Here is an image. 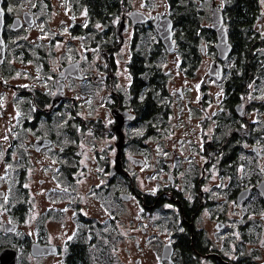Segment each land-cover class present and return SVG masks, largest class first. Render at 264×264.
Returning <instances> with one entry per match:
<instances>
[{
	"label": "flooded vegetation",
	"instance_id": "af4514ba",
	"mask_svg": "<svg viewBox=\"0 0 264 264\" xmlns=\"http://www.w3.org/2000/svg\"><path fill=\"white\" fill-rule=\"evenodd\" d=\"M204 1L206 12L195 0H0V215L15 219H0V251L15 249L17 264H118L125 247L135 264L264 263L249 248L262 238L264 250V0H241L245 20L240 0ZM189 6L196 39L178 31ZM157 19L171 20L173 51ZM252 197L232 260L231 206Z\"/></svg>",
	"mask_w": 264,
	"mask_h": 264
},
{
	"label": "rangeland",
	"instance_id": "374dc122",
	"mask_svg": "<svg viewBox=\"0 0 264 264\" xmlns=\"http://www.w3.org/2000/svg\"><path fill=\"white\" fill-rule=\"evenodd\" d=\"M153 1L155 2V0H153ZM195 4L197 5L198 10H201L202 8L205 9V12L208 10V6L204 0H195ZM259 22L264 24V19H261V21H259ZM200 25L202 27L203 26H205V27L210 26V21H208L207 14L204 17H202V15H201ZM229 63H230V61L227 63V66L231 68V65L232 64L234 65V60L230 63L231 65ZM170 70L177 77V74L175 73L176 71L173 68H171ZM201 78H202V73L200 72L199 76L195 80V83L193 85H190V87L188 88L189 92L192 95L199 93L197 85L200 84ZM185 87L187 88V86H185ZM218 87H219V84L213 85L214 89H216ZM217 99L218 98H216V102H217ZM262 116L264 119V112L262 113ZM1 145L4 147V140H2V139H0V148H1ZM4 151H5V147H4L3 151H0V161H2V159H3L2 154H6V153H4ZM14 153H15L14 151H12V153H11V157H12L13 161H14ZM5 166H6V164H5ZM13 167H14V165H12L11 168L10 167H7V168L10 171H13L14 170ZM1 186L4 188H7L8 184L6 181H3ZM255 200H256V197H252L247 204H243L242 206H236L235 203H232L231 210H230V228H231L230 252L228 253V255L230 256V258L232 260L235 258H238L239 254L242 252V249H243V244L241 241L242 239H241L236 227L240 226L241 222H245L248 220V217H246V216L248 215L249 212L252 211L251 204L254 203ZM7 202L10 204V206L14 209V212H15V204H16L15 194H13V193L10 194V198ZM4 205H5V202H4ZM255 208L257 210V217L256 218L259 220V223H261L264 226V220L261 219V217L264 216V209H261L260 206H255ZM2 217H4V219H6L8 221H14L15 220V219H12L14 217V215L7 210H5L3 212V216L0 215V219H2ZM1 229H2V227H1ZM23 231L32 232V235L36 231V228L33 227V225H32V214L31 213H29L25 219ZM262 232H264V227L262 228ZM215 236L218 237L217 239L219 240V242H222V240L224 239V236L222 233L216 234ZM4 240L5 239L1 238L0 244ZM261 241H262V238H260L256 244H249L250 249L254 248L253 246H255V248H256L255 251L257 252V257H255V259L257 261H260V262L264 260V250L260 247ZM125 248L128 251L127 255L130 256V258H128V259H124L121 257V254H123L124 249H122V250L118 249V251H114V253L118 256L119 260H122V263L124 262L125 264H135V260H136V255H134L135 251L129 247L128 248L125 247ZM144 249H147V250L151 249L152 251L155 250L154 247H146ZM247 249H248V245H247ZM225 251H226V249H225ZM112 252H113V250H112ZM106 261L108 262V260H106ZM203 262L204 261H201L200 264H204ZM108 263L111 264V262H108ZM122 263L118 262V264H122ZM19 264H25V263L20 262ZM146 264H148V260L146 261ZM208 264H210V263H208Z\"/></svg>",
	"mask_w": 264,
	"mask_h": 264
},
{
	"label": "water",
	"instance_id": "95a60500",
	"mask_svg": "<svg viewBox=\"0 0 264 264\" xmlns=\"http://www.w3.org/2000/svg\"><path fill=\"white\" fill-rule=\"evenodd\" d=\"M160 16L159 14L157 15ZM213 28L218 33V43L216 44V47L219 51L218 56L220 59H225L231 52L232 45L228 41V34L226 32V28L223 26L222 20H220L219 14H213ZM161 22L167 23V26L165 28L166 38H163L161 35V30L159 24ZM155 24L157 26V29L160 33L161 38L163 39L164 43L168 47L169 51H173V47L175 45L172 37H173V31H172V22L170 19H157L155 21ZM213 69H215V73L213 72ZM209 72L216 76L219 80L222 78L223 75V67L222 64L216 60L211 64ZM262 191V194L264 195V181L262 182L261 186L259 187ZM245 195V194H244ZM240 199H243L241 197ZM17 229V225L12 223H6L5 224V231L6 232H15ZM17 251L11 247H6L0 251V264H17ZM264 264V263H263Z\"/></svg>",
	"mask_w": 264,
	"mask_h": 264
},
{
	"label": "trees",
	"instance_id": "16d2710c",
	"mask_svg": "<svg viewBox=\"0 0 264 264\" xmlns=\"http://www.w3.org/2000/svg\"><path fill=\"white\" fill-rule=\"evenodd\" d=\"M240 4H243V2L240 0L237 4H236V8L237 11L236 13L241 16L244 20H245V17L247 14L251 13L249 9H247L245 12H243V9H244V5H240ZM234 10L235 8L232 7ZM242 11V12H241ZM247 13V14H245ZM186 18L184 20H179L177 26H178V31H185V32H188V35L187 37H189L190 39L194 38L196 39V36H192V32L194 31H198L200 28H199V22L197 21V18H196V14L195 12L193 11V8L192 7H188L187 11H186ZM245 23H235L236 26L240 27L241 25H244ZM239 33L238 32H233V34L231 35L232 39L234 40V44L237 46V51L236 52H239L238 55H240V57L242 56V53L241 50H239L241 47H240V44L238 43V36L237 34ZM249 55H251L249 53ZM193 260H188L186 264H193L192 262Z\"/></svg>",
	"mask_w": 264,
	"mask_h": 264
},
{
	"label": "bare ground",
	"instance_id": "6f19581e",
	"mask_svg": "<svg viewBox=\"0 0 264 264\" xmlns=\"http://www.w3.org/2000/svg\"><path fill=\"white\" fill-rule=\"evenodd\" d=\"M160 26V30H161V35L163 36V38H166V33H165V28L167 26V23L165 22H161V24H159ZM213 72L215 73V69H213Z\"/></svg>",
	"mask_w": 264,
	"mask_h": 264
},
{
	"label": "snow or ice",
	"instance_id": "6c2138e0",
	"mask_svg": "<svg viewBox=\"0 0 264 264\" xmlns=\"http://www.w3.org/2000/svg\"><path fill=\"white\" fill-rule=\"evenodd\" d=\"M2 10H0V15H2ZM84 15H87V12L85 11ZM87 26V25H85ZM97 27H99V25H97ZM197 88H199V85H197ZM168 207H171V205H169ZM182 230V229H181ZM69 239H71V237H69Z\"/></svg>",
	"mask_w": 264,
	"mask_h": 264
}]
</instances>
